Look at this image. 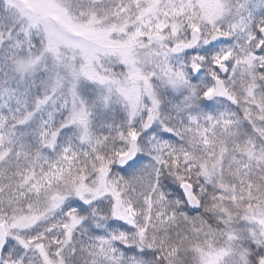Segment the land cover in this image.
Segmentation results:
<instances>
[{
  "label": "snow or ice",
  "instance_id": "6c2138e0",
  "mask_svg": "<svg viewBox=\"0 0 264 264\" xmlns=\"http://www.w3.org/2000/svg\"><path fill=\"white\" fill-rule=\"evenodd\" d=\"M0 264H264V0H0Z\"/></svg>",
  "mask_w": 264,
  "mask_h": 264
}]
</instances>
